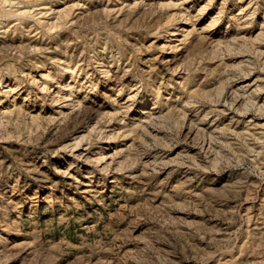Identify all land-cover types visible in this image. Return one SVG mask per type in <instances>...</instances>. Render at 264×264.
<instances>
[{
  "label": "rangeland",
  "instance_id": "1",
  "mask_svg": "<svg viewBox=\"0 0 264 264\" xmlns=\"http://www.w3.org/2000/svg\"><path fill=\"white\" fill-rule=\"evenodd\" d=\"M0 264H264V0H0Z\"/></svg>",
  "mask_w": 264,
  "mask_h": 264
}]
</instances>
